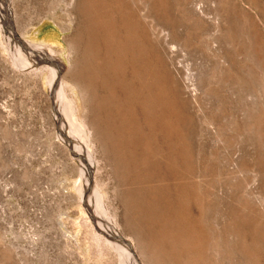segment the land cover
Returning <instances> with one entry per match:
<instances>
[{
    "label": "rangeland",
    "instance_id": "374dc122",
    "mask_svg": "<svg viewBox=\"0 0 264 264\" xmlns=\"http://www.w3.org/2000/svg\"><path fill=\"white\" fill-rule=\"evenodd\" d=\"M0 264H264V0H0Z\"/></svg>",
    "mask_w": 264,
    "mask_h": 264
},
{
    "label": "bare ground",
    "instance_id": "6f19581e",
    "mask_svg": "<svg viewBox=\"0 0 264 264\" xmlns=\"http://www.w3.org/2000/svg\"><path fill=\"white\" fill-rule=\"evenodd\" d=\"M24 41L26 42L27 46H29L32 49V52H34L33 54L34 55L37 54L36 58L40 59V57H42V56L46 57V62H51L50 65L56 68L55 64H52V63L58 64V62L54 59L53 52H50V51L43 52V50H45V49H43L41 47H36L34 45L32 46L31 43H29V41H27V40H24ZM36 61L39 62V64L41 63V61H39L37 59H36ZM61 72H62V68L59 69L58 71L56 69L52 71L51 89H52V91L56 90L55 97L59 101V105H60L61 109H64L65 115L67 116V118H69L71 120L72 129L75 132H78V133H80L82 135V139L81 140L84 142V144L87 145V149H88L89 148L88 145L90 143V133L87 130L88 128H86L82 123H80V122H78L77 120L74 119L73 112H72L74 107L72 108V105L67 100V97L65 96L64 89L63 88L62 89H58L59 85H60L59 76L61 75L60 74ZM73 147L75 148V146H73ZM84 158H85V156H84ZM89 187H90L89 179L84 176L83 182L76 186V189L79 191L80 195L83 198L82 200L87 199V197L91 196V192L89 191ZM95 199H96L95 201H96V204H97V207H98V211L101 212V214H102L103 213L102 212V210H103L102 208L103 207H102V203H101V198H100V196L97 193L95 194ZM111 225L114 227V225L112 223H111Z\"/></svg>",
    "mask_w": 264,
    "mask_h": 264
}]
</instances>
